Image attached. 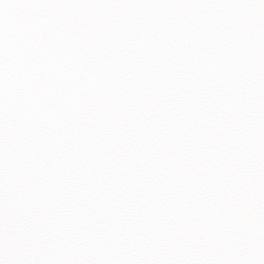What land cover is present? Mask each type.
<instances>
[{
    "label": "snow or ice",
    "instance_id": "snow-or-ice-1",
    "mask_svg": "<svg viewBox=\"0 0 264 264\" xmlns=\"http://www.w3.org/2000/svg\"><path fill=\"white\" fill-rule=\"evenodd\" d=\"M0 264H264V0H0Z\"/></svg>",
    "mask_w": 264,
    "mask_h": 264
}]
</instances>
